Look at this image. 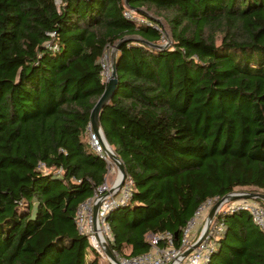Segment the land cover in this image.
Segmentation results:
<instances>
[{"label":"trees","instance_id":"trees-1","mask_svg":"<svg viewBox=\"0 0 264 264\" xmlns=\"http://www.w3.org/2000/svg\"><path fill=\"white\" fill-rule=\"evenodd\" d=\"M155 17L165 49L146 44L161 43ZM127 36L100 114L133 181L107 215L117 258L164 232L179 247L207 199L264 191V0H0V264H100L75 215L108 172L87 128L102 59ZM220 222L203 264H264L248 211L219 210Z\"/></svg>","mask_w":264,"mask_h":264},{"label":"built area","instance_id":"built-area-1","mask_svg":"<svg viewBox=\"0 0 264 264\" xmlns=\"http://www.w3.org/2000/svg\"><path fill=\"white\" fill-rule=\"evenodd\" d=\"M124 14L125 16L130 17L136 22H146L149 24V21L133 14L132 10L126 11ZM154 26L161 32L162 40L160 44L167 43L166 48L170 46V38L168 39V36L164 32L162 25L158 22V24ZM53 48L57 47L54 46ZM108 59L109 53H106L102 59V68L104 67L105 62L108 63ZM106 80L104 79L105 82ZM87 140L91 148L106 161L107 167L109 169L106 174L105 180L94 189L93 195L78 206L75 215V222L78 231L88 237L91 247L101 257L108 260L103 251V243H107L111 238L110 227L107 222V215L112 209L122 206L128 202V200L131 198L133 190V181L131 178L125 177L121 185L119 187H116V184L120 181L119 172L117 171L116 165L113 163L111 158L104 153V144L99 139L98 135L93 132L90 124L87 128ZM95 202H98V208L96 212V218L94 219L93 205ZM212 202V199H207L195 210L193 216L190 218V220H188L186 226L183 229L179 247L173 246V235L170 232H164L152 237L151 249L146 253L137 256L117 258V255L113 252L115 257L119 261V264L205 263L213 248V235L215 232H218L222 229L221 222L217 226H213L214 218L209 225L207 232L203 235L199 243L191 251H189V253L183 260H179V256L182 252L193 245V243L201 234L200 230L198 229L203 224L207 210L209 209ZM229 208H241L248 211L252 216L254 223L258 225V227L264 232V206L259 204L257 201H254L253 199L240 198L233 201L230 204ZM195 232H198V236L196 237V239H193ZM160 242H165V245L161 246Z\"/></svg>","mask_w":264,"mask_h":264},{"label":"water","instance_id":"water-1","mask_svg":"<svg viewBox=\"0 0 264 264\" xmlns=\"http://www.w3.org/2000/svg\"><path fill=\"white\" fill-rule=\"evenodd\" d=\"M137 10L141 11L142 9L138 8ZM132 39L134 38L130 36L121 38L109 51L108 64H109L110 70L107 76L106 85L90 112V123L89 124L93 132H95L98 135L99 139L104 144V153L107 154L111 158L113 163L116 165L117 171L119 172L120 181L116 184V187H119L121 185L123 179L126 177V172H125V168H124L121 158L117 154H115L114 150L108 144L105 138L104 132L100 125V114L102 112L103 107L109 102V100L111 99V97L113 96L115 92L116 83H117L116 57H117V51H118L119 45L120 43L124 41L132 40ZM169 42H171L170 39H169ZM146 44H148L150 47L157 48V49H165L167 46V43L166 44H155L151 42H146ZM240 198L261 199L264 201V193L255 192V191L231 192V193L224 195L222 198L216 201L205 217L202 229L200 231L201 234L199 235L197 240L193 243V245H191L188 249H186L184 252L181 253V255L179 256V260H183L186 257V255L189 253V251H191L199 243L203 235L207 232L209 225L211 224L215 214L219 210L222 203H224L227 200H236ZM97 208H98V202H95L93 205L94 219L96 218ZM103 251L105 255L107 256L110 264H119V261L117 260V258L115 257L114 253L112 252L111 248L108 246L107 243H103Z\"/></svg>","mask_w":264,"mask_h":264},{"label":"rangeland","instance_id":"rangeland-1","mask_svg":"<svg viewBox=\"0 0 264 264\" xmlns=\"http://www.w3.org/2000/svg\"><path fill=\"white\" fill-rule=\"evenodd\" d=\"M56 3L59 4V3H60V0H56ZM155 18H156V19L158 20V22L162 25V27H163V29H164V32H165L166 35L168 36V39H169V38L171 39L170 29H169V27L167 26V24L164 22V20H163L161 17H155ZM130 37H132V36H130ZM133 38H134V37H133ZM162 43H164V42H162ZM159 44H160V43H159ZM105 61H106V60H105ZM109 70H110V68H109V64H108L107 62H105V63H104V67H103V74H102V75L104 76V79H105V80L107 79V76H108V74H109ZM111 166H112V165H111ZM111 166H110V169H111ZM108 169H109V168H108ZM115 169H116V168H115ZM115 172H116V170H115ZM108 178H111V177H108ZM242 191H255V192H262V193H264V191H262V190H258V189L253 188V187H237V188L234 189L233 192H242ZM232 201H233V200H227V201H225L224 203H222V205L220 206L219 210L227 209V208L230 206V204H231ZM258 203H259V202H258ZM214 204H215V201L211 203L209 209L207 210L206 215L208 214L209 210L212 208V206H213ZM259 204H260V203H259ZM219 210H218V211H219ZM202 226H203V224L199 227L198 230L201 231ZM100 264H110V262H109L106 258H103V257L100 256Z\"/></svg>","mask_w":264,"mask_h":264},{"label":"crops","instance_id":"crops-1","mask_svg":"<svg viewBox=\"0 0 264 264\" xmlns=\"http://www.w3.org/2000/svg\"><path fill=\"white\" fill-rule=\"evenodd\" d=\"M198 236V232L194 234V238L193 239H196V237ZM130 250V248H127L126 251L128 252Z\"/></svg>","mask_w":264,"mask_h":264},{"label":"bare ground","instance_id":"bare-ground-1","mask_svg":"<svg viewBox=\"0 0 264 264\" xmlns=\"http://www.w3.org/2000/svg\"><path fill=\"white\" fill-rule=\"evenodd\" d=\"M104 139V138H103Z\"/></svg>","mask_w":264,"mask_h":264}]
</instances>
